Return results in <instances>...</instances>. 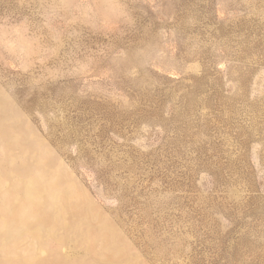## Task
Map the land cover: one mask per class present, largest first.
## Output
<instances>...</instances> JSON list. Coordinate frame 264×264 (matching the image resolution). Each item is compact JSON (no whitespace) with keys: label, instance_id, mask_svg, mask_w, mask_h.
<instances>
[{"label":"rangeland","instance_id":"1","mask_svg":"<svg viewBox=\"0 0 264 264\" xmlns=\"http://www.w3.org/2000/svg\"><path fill=\"white\" fill-rule=\"evenodd\" d=\"M0 264H264V0H0Z\"/></svg>","mask_w":264,"mask_h":264}]
</instances>
